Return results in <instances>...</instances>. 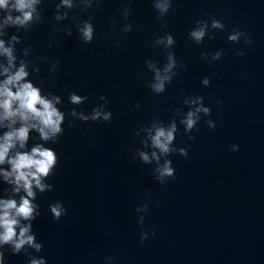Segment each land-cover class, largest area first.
<instances>
[{"label":"water","instance_id":"1","mask_svg":"<svg viewBox=\"0 0 264 264\" xmlns=\"http://www.w3.org/2000/svg\"><path fill=\"white\" fill-rule=\"evenodd\" d=\"M55 2L45 0L44 21L20 33L24 39L17 54L34 47L29 58L39 62L41 72L33 73V79L46 92L62 95L64 110L91 112L105 95L114 116L110 123L77 121L74 128L66 123L65 133L52 145L60 163L49 180L55 190L38 201L41 216L34 231L44 244L38 255L49 264H103L107 255L115 256L117 264H264V0H175L165 17L167 29L152 0H130L128 21L120 13L129 0H103L89 10L97 29L91 44L81 41L75 28L72 36L52 29ZM74 12L87 18V13ZM212 16L226 29L214 40L195 44L188 32L196 20ZM124 23L134 29L121 35ZM236 27L246 30L253 44L230 42L227 35ZM167 31L176 37L174 51L186 67L157 95L146 87L153 74L145 61L163 65L166 56L152 41ZM109 32L119 46L105 41ZM239 48L245 56L235 54ZM219 49H224L220 61L201 58L202 51ZM41 56L60 60L56 74L38 60ZM205 76L211 78L210 87L201 84ZM73 90L89 101L68 103ZM193 94L205 97L212 115L203 117L192 134L195 139L180 126L175 144L187 147L189 156H171L177 177L161 185L154 165L133 159L140 146L135 131L156 118L170 121L178 107L187 111L182 101ZM207 119L217 121L215 130ZM234 143L240 145L238 152L231 150ZM55 200L68 208L60 221L48 210ZM145 200L150 211L144 228H155L156 234L140 243L135 207ZM6 256L7 264H26L25 253Z\"/></svg>","mask_w":264,"mask_h":264},{"label":"clouds","instance_id":"2","mask_svg":"<svg viewBox=\"0 0 264 264\" xmlns=\"http://www.w3.org/2000/svg\"><path fill=\"white\" fill-rule=\"evenodd\" d=\"M44 3L45 0H0V264H7L6 254L9 252L12 255L25 253L26 264H49L46 256L38 255L43 251L44 244L34 231V222L41 216V205L38 202L40 195L55 190V184L49 180L56 172L60 156L52 145L65 133L66 123L73 128L77 121L110 123L114 116L105 95L99 97L103 103L95 105L91 112L78 110L77 107L64 110V97L52 91L46 92L33 79V73L41 72L39 62L29 58L34 47H24L21 54H17V45L22 44L24 39L20 33H28L44 21ZM102 3L103 0H58L53 13L56 23L52 24V29L72 36L75 28L79 39L85 44H91L96 38L97 29L95 17L89 10ZM174 4L175 0H152L157 19L165 21ZM77 9L80 13H87V18L77 15L74 12ZM132 13L129 0L120 14L124 21H128ZM204 16L209 14L204 13ZM65 21L71 23L64 24ZM163 27L167 29L166 21ZM10 29L16 31L10 34ZM133 29L132 23H124L120 29L121 35L131 33ZM225 29L224 22L215 16L210 19L201 18L195 21L188 32V38L199 45L205 39H216L217 34ZM227 39L234 44H239L241 40L245 45L253 44L251 35L239 27L233 28ZM105 41H115L117 46L120 45V40L113 37L111 32L105 35ZM176 43V37L170 31L156 35L152 41L153 46L166 56L163 65L151 58L145 61L147 69L153 74L146 81V87L157 95L165 93L179 71L186 67L174 51ZM48 47L52 48L53 43L50 42ZM235 54L243 57L246 51L243 48L235 49ZM223 56L224 49L201 52V58L209 62L220 61ZM38 60L50 65L48 71L51 74H56L61 63L60 60L53 62L48 56H41ZM201 84L210 87L211 78L203 77ZM67 99L68 103L79 106L87 103L89 96L73 90ZM220 103L217 100V104ZM182 104L188 110L176 108L170 121L156 118L149 125L135 131L140 146L133 150V159L145 165H154L153 175L161 185L177 177L171 156H189L187 147H177L175 144L180 126L183 125V132L190 139H195L192 134L199 130L198 125L203 117L212 115V107L206 105L202 95L185 96ZM135 107L140 108L141 104L137 102ZM69 116L72 118L70 121ZM205 123L213 130L217 127L214 119H207ZM230 147L233 152L240 150L238 143ZM48 210L56 221H60L68 212L62 200L51 202ZM149 211L147 200L135 207L137 224L141 228L140 243L156 234L155 228H144ZM103 264H117V259L107 255Z\"/></svg>","mask_w":264,"mask_h":264}]
</instances>
